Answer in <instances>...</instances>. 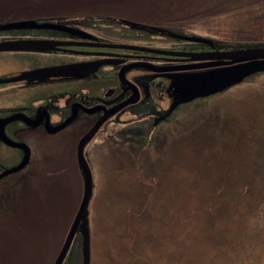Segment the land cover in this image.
<instances>
[{
    "label": "rangeland",
    "instance_id": "rangeland-1",
    "mask_svg": "<svg viewBox=\"0 0 264 264\" xmlns=\"http://www.w3.org/2000/svg\"><path fill=\"white\" fill-rule=\"evenodd\" d=\"M118 1H107L112 10H59L71 16L53 19L88 23L116 15L221 44H238L249 34L264 40V2L251 6L258 0L202 21L190 17L187 2L207 0H169L154 11L157 17L137 13H148L159 0ZM172 18L191 21L172 24ZM6 20L11 14L0 23ZM149 104L143 98L126 107L85 144L92 172L89 264H264V71L179 103L156 123L164 112ZM37 148L41 158L32 168L50 176L0 180V264H52L81 198L78 160L81 174L61 144L53 145L52 160L42 156L48 146ZM13 195L29 199L11 205ZM81 261L78 228L62 264Z\"/></svg>",
    "mask_w": 264,
    "mask_h": 264
},
{
    "label": "flooded vegetation",
    "instance_id": "flooded-vegetation-1",
    "mask_svg": "<svg viewBox=\"0 0 264 264\" xmlns=\"http://www.w3.org/2000/svg\"><path fill=\"white\" fill-rule=\"evenodd\" d=\"M70 16L31 17L60 23L56 25H0V173L25 155L23 146L11 145L6 137L29 148L26 164L0 180L12 175L24 182L25 177L40 175L42 171L32 167L41 158L37 147L43 144L49 147L42 154L45 159H56V149L52 148L61 144L63 152L75 158L78 169L79 139L107 112L115 110L102 119L92 136L143 98L155 112H165L174 99L167 87L168 73L204 69L178 68L198 62L192 56L246 45L264 46L260 36L250 35L238 44L213 40L210 45L189 39L195 33L116 15H96L91 20L94 23L53 19ZM18 19L28 18L6 21ZM159 37L166 40H156ZM153 67L164 69L152 70ZM138 69L146 72L138 73ZM138 74L143 76L142 84ZM135 95L137 101L122 105ZM53 168L56 170L57 165Z\"/></svg>",
    "mask_w": 264,
    "mask_h": 264
},
{
    "label": "water",
    "instance_id": "water-1",
    "mask_svg": "<svg viewBox=\"0 0 264 264\" xmlns=\"http://www.w3.org/2000/svg\"><path fill=\"white\" fill-rule=\"evenodd\" d=\"M60 23H56L50 20H42L39 21L34 18L28 19H18L13 21H6L0 23L3 26H33V25H56ZM191 40L204 41L208 42L212 45L213 40L209 37L199 36V35H191L189 36ZM3 48V46H0ZM157 50V49H153ZM219 53H211V55H202L196 54L191 57L193 60H197L196 63L185 64L178 66L180 69H189V68H200L204 67V69L198 70H188V71H174L169 74V82L168 89L171 91V95H173L174 99L172 100L170 106L167 110L161 115L155 117L154 121L156 123L157 120H160L167 114H169L173 108L179 103L186 102L192 100L196 97L206 96L213 92L222 90L228 85L238 82L243 77L256 72L264 70V46L262 45H246L241 47H235L228 50H219ZM214 60H209V59ZM201 60V61H199ZM203 60V61H202ZM170 68H173L171 66ZM152 70H161L163 67H153ZM135 87V86H134ZM135 89H137L135 87ZM138 96L135 95L133 98L125 101L122 105L126 103H131L137 101ZM115 110L107 112L105 116H102L93 127H91L78 141L77 144V160L80 164L84 186L81 195L80 202L74 214V217L71 221L68 232L65 236V239L58 250L57 255L55 256L52 264H62L64 258L69 250L74 234L78 228L81 230L82 234V261L81 264H89V232L87 228V204L91 195L92 189V173L87 163L84 153L83 147L84 143L94 134L98 125L104 119V117H108ZM67 121L59 124L57 126H63ZM53 128V129H57ZM7 142L11 145L24 147L25 155L17 163L15 166L5 169L0 173V178L10 173L14 170L20 169L23 167L27 160L29 159V148L23 142L13 141L9 138H5Z\"/></svg>",
    "mask_w": 264,
    "mask_h": 264
},
{
    "label": "trees",
    "instance_id": "trees-1",
    "mask_svg": "<svg viewBox=\"0 0 264 264\" xmlns=\"http://www.w3.org/2000/svg\"><path fill=\"white\" fill-rule=\"evenodd\" d=\"M107 1L110 0H0V20L6 19L7 16H9V14H11V19L45 17V16L54 17L55 15L57 16L67 15L69 13L61 12L59 10H67V9L73 10V9H80V7L83 8L84 10L87 9L98 10L103 7L105 8L109 7L112 10L113 7H110V5L113 4ZM168 1L169 0H159L157 1V4L156 3L153 4V7H151L150 9L151 11H149L148 13H137V14L138 15L144 14L146 16L148 15L149 17H157L155 15H160V14H158L159 13L158 11L156 12L154 11L157 8H159L161 4L167 3ZM249 1L252 0H207L204 5H198V4L193 5L187 2V7H191L187 9L189 11V15H191L190 17H195L199 21H202L208 18L211 19L213 17L228 14L230 12H236L237 10L244 9L247 6L249 7L251 5L249 4ZM114 2L120 3V1L118 0H114ZM263 2L264 0H258L257 3H254V5L251 6H258ZM184 9L185 8H181V9L179 8L178 10L183 12L185 11ZM141 21H145V20H141ZM169 21H172L171 23L173 24L176 21H191V20L189 18H185L183 20H177V18H172L169 19ZM249 35L254 38L256 37L254 34H249ZM45 175H49V173ZM54 192H56V190L53 191L52 193ZM22 195L21 197L19 196L15 197V195H13L11 199L7 200V202L10 203L11 205H14L15 202H18L20 200L25 202L29 199L25 195L22 197ZM193 215H194V211H193ZM29 228L31 229V224L29 225ZM49 241L51 245L53 241L52 242L51 240ZM25 259H27V257H25Z\"/></svg>",
    "mask_w": 264,
    "mask_h": 264
}]
</instances>
